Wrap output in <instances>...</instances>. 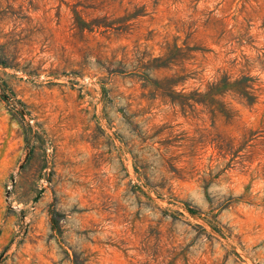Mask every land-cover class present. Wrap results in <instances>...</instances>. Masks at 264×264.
I'll list each match as a JSON object with an SVG mask.
<instances>
[{
    "label": "rangeland",
    "instance_id": "374dc122",
    "mask_svg": "<svg viewBox=\"0 0 264 264\" xmlns=\"http://www.w3.org/2000/svg\"><path fill=\"white\" fill-rule=\"evenodd\" d=\"M0 264H264V0H0Z\"/></svg>",
    "mask_w": 264,
    "mask_h": 264
}]
</instances>
